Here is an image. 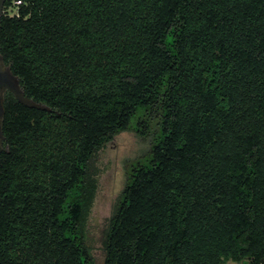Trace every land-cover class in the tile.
<instances>
[{"label": "trees", "instance_id": "trees-1", "mask_svg": "<svg viewBox=\"0 0 264 264\" xmlns=\"http://www.w3.org/2000/svg\"><path fill=\"white\" fill-rule=\"evenodd\" d=\"M19 10L0 45L46 107L14 98L7 112L0 264H97L94 159L135 118L151 152L104 231V264H264V0Z\"/></svg>", "mask_w": 264, "mask_h": 264}, {"label": "rangeland", "instance_id": "rangeland-1", "mask_svg": "<svg viewBox=\"0 0 264 264\" xmlns=\"http://www.w3.org/2000/svg\"><path fill=\"white\" fill-rule=\"evenodd\" d=\"M137 119L130 128L116 134L96 155L99 184L88 217V238L97 264H104V231L111 222L114 210L129 178L132 166L150 156L151 136H143L136 130ZM152 122V128L155 121ZM227 264H246L229 259Z\"/></svg>", "mask_w": 264, "mask_h": 264}, {"label": "flooded vegetation", "instance_id": "flooded-vegetation-1", "mask_svg": "<svg viewBox=\"0 0 264 264\" xmlns=\"http://www.w3.org/2000/svg\"><path fill=\"white\" fill-rule=\"evenodd\" d=\"M8 0H4L2 5L1 18L5 12V8ZM24 92L19 77L14 73L10 62L7 60L1 45H0V156L3 152L8 150V144L6 143L5 136V119L10 104L14 98L19 99V94Z\"/></svg>", "mask_w": 264, "mask_h": 264}, {"label": "water", "instance_id": "water-1", "mask_svg": "<svg viewBox=\"0 0 264 264\" xmlns=\"http://www.w3.org/2000/svg\"><path fill=\"white\" fill-rule=\"evenodd\" d=\"M3 3H4V0H0V16H1V11H2V5H3ZM19 99H20L22 102H24V103H26V104H28V105L38 106V107H46L45 104H43V103H41V102H38V101L34 100L33 98L28 97V96L25 94V92H21V93L19 94Z\"/></svg>", "mask_w": 264, "mask_h": 264}, {"label": "built area", "instance_id": "built-area-1", "mask_svg": "<svg viewBox=\"0 0 264 264\" xmlns=\"http://www.w3.org/2000/svg\"><path fill=\"white\" fill-rule=\"evenodd\" d=\"M24 0H12L7 3L5 12L7 15H20L19 6Z\"/></svg>", "mask_w": 264, "mask_h": 264}]
</instances>
